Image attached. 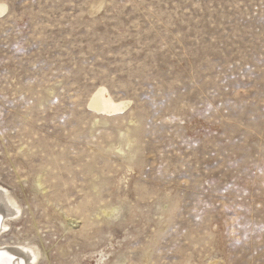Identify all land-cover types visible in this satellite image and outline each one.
I'll use <instances>...</instances> for the list:
<instances>
[{
    "label": "rangeland",
    "instance_id": "1",
    "mask_svg": "<svg viewBox=\"0 0 264 264\" xmlns=\"http://www.w3.org/2000/svg\"><path fill=\"white\" fill-rule=\"evenodd\" d=\"M0 3V186L22 208L0 247L264 264V0ZM99 87L128 107L94 112Z\"/></svg>",
    "mask_w": 264,
    "mask_h": 264
},
{
    "label": "bare ground",
    "instance_id": "2",
    "mask_svg": "<svg viewBox=\"0 0 264 264\" xmlns=\"http://www.w3.org/2000/svg\"><path fill=\"white\" fill-rule=\"evenodd\" d=\"M6 10L7 6L0 3V17ZM128 105V101L114 100L105 87H99L89 100L88 106L100 115L110 116L122 113ZM38 184H40V182ZM2 197L5 200H3ZM2 201H5L4 205L2 204ZM0 203V207H2L3 210V212L0 213V231L12 227V225L18 226V216L21 214L22 209L21 205L18 203L14 195L3 186H0ZM8 210H10L11 213L7 214L6 211ZM3 214L4 216H1ZM5 234L0 235V240ZM18 244L17 247L23 250H18L16 247L10 245L0 247V264H26V261L27 264L30 261L31 263L29 264H39L43 252L37 243H29L26 241L25 243L20 242Z\"/></svg>",
    "mask_w": 264,
    "mask_h": 264
}]
</instances>
